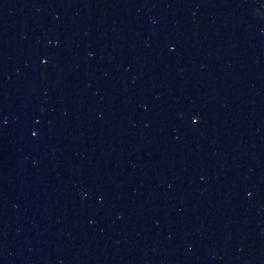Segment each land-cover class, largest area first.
I'll list each match as a JSON object with an SVG mask.
<instances>
[{
    "label": "water",
    "instance_id": "1",
    "mask_svg": "<svg viewBox=\"0 0 264 264\" xmlns=\"http://www.w3.org/2000/svg\"><path fill=\"white\" fill-rule=\"evenodd\" d=\"M0 264H264V0H0Z\"/></svg>",
    "mask_w": 264,
    "mask_h": 264
},
{
    "label": "snow or ice",
    "instance_id": "2",
    "mask_svg": "<svg viewBox=\"0 0 264 264\" xmlns=\"http://www.w3.org/2000/svg\"><path fill=\"white\" fill-rule=\"evenodd\" d=\"M193 119H196V117H193Z\"/></svg>",
    "mask_w": 264,
    "mask_h": 264
}]
</instances>
